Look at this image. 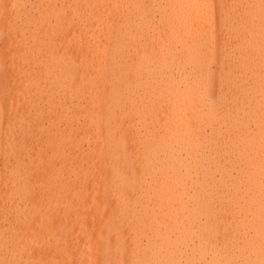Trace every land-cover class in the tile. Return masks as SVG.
I'll return each mask as SVG.
<instances>
[{"label": "bare ground", "instance_id": "obj_1", "mask_svg": "<svg viewBox=\"0 0 264 264\" xmlns=\"http://www.w3.org/2000/svg\"><path fill=\"white\" fill-rule=\"evenodd\" d=\"M0 264H264V0H0Z\"/></svg>", "mask_w": 264, "mask_h": 264}, {"label": "rangeland", "instance_id": "obj_2", "mask_svg": "<svg viewBox=\"0 0 264 264\" xmlns=\"http://www.w3.org/2000/svg\"><path fill=\"white\" fill-rule=\"evenodd\" d=\"M82 130L83 129H81V131L80 132H82ZM71 144V143H70ZM55 169H58L59 167H60V164L59 163H55V162H53L52 164H51ZM83 165L84 166H86V163L83 161ZM73 167V166H72ZM59 170V169H58ZM62 174L66 177L67 175H68V172H64V171H62ZM73 179V178H72ZM77 182V184H78V181H76ZM84 187H87V188H90L89 187V185H80V188H84Z\"/></svg>", "mask_w": 264, "mask_h": 264}]
</instances>
